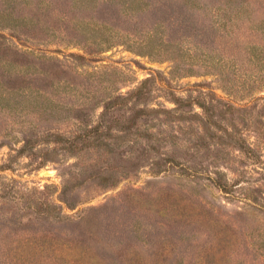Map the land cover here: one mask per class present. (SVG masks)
Listing matches in <instances>:
<instances>
[{
  "label": "rangeland",
  "instance_id": "374dc122",
  "mask_svg": "<svg viewBox=\"0 0 264 264\" xmlns=\"http://www.w3.org/2000/svg\"><path fill=\"white\" fill-rule=\"evenodd\" d=\"M0 23V264H264L261 164L196 120L162 118L192 146L163 172L112 128V148L80 155L49 135L96 136L103 100L149 77L151 106L212 95L264 133V0H0Z\"/></svg>",
  "mask_w": 264,
  "mask_h": 264
},
{
  "label": "trees",
  "instance_id": "16d2710c",
  "mask_svg": "<svg viewBox=\"0 0 264 264\" xmlns=\"http://www.w3.org/2000/svg\"><path fill=\"white\" fill-rule=\"evenodd\" d=\"M6 23H0V26ZM92 28L91 30L95 33L86 35V39H92V35L96 36V33H101L103 28L97 29ZM156 27L153 26L152 29L148 30L147 46H149L154 40L152 38L153 31ZM86 33V30L84 29ZM100 40L95 41L91 45L97 48L96 44H100ZM163 44V40L160 45ZM103 48V47H102ZM141 53H144L141 51ZM74 56L83 58L84 55L75 54ZM152 77H149L141 82V85L133 89L127 94H113L108 98L103 100V112L101 113V120L99 124L92 128V131H96V136L87 137L83 136L81 138H73L68 141L63 134L51 133L53 136V142L56 144L65 143L64 149L68 152L77 154L86 148H103L105 151L109 150L113 146L112 143L106 142L108 138L109 130L112 128L115 132L114 144H122L126 139L132 140L133 144L137 146V150L140 152L138 156L139 159H150L149 164L158 167V172H163L171 169L175 165H178L183 161L184 153H188L192 146L180 145L177 143L178 136L166 135L165 131L159 126L161 125L162 118L166 121H182L190 120L197 121L200 124L203 133L208 136V138L215 139L214 146H221L224 148L232 147L238 149L244 153L250 160L255 164H261V166L256 167L257 171L264 176V159L262 158L261 150L264 148V133H260L257 130L251 129L253 122L258 121V117L254 116L251 112L252 107L249 105L237 107L235 104H229L227 108L220 107V100L214 98L212 95L204 97H189L178 96L172 93V100L176 103L174 108L169 107H155L151 106L150 99L153 92L152 87H148L151 83ZM215 94V93H212ZM264 98V97H263ZM94 97L92 101H94ZM198 105L202 111H195L194 107ZM264 107V103L262 104ZM87 109H93V106L86 105ZM84 107V108H85ZM235 110H242V114L235 116ZM264 117V115H262ZM81 119V117H79ZM112 119L113 124L107 125L106 122ZM261 119V117H260ZM154 122V123H153ZM227 124V125H226ZM107 128L106 132L104 129ZM157 127V129H156ZM173 128V127H171ZM102 129V130H101ZM101 130V131H100ZM251 132H255L251 135ZM205 136L200 137V141L194 144L195 147L207 148L209 145H203L207 142L203 139ZM253 141L251 138H253ZM170 141L172 145H176L175 149L165 148V144ZM36 139L28 138L25 144L20 149V153L30 152L34 150L35 145L38 143ZM113 144V145H114ZM141 149H139V148ZM183 148L185 149L183 152ZM154 155V157H152ZM192 168L198 173L201 170L198 165L192 166ZM261 169V170H259ZM264 179V177L262 178ZM222 179L213 178L215 184L222 188L224 191L230 190L228 183H223ZM81 183L76 182L73 185L66 184L64 186L65 192L74 190L76 186ZM233 187V185H232ZM69 206H73L74 203H68ZM260 204V203H258ZM264 207V201L260 204ZM79 258H82L79 256Z\"/></svg>",
  "mask_w": 264,
  "mask_h": 264
}]
</instances>
